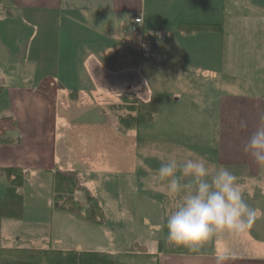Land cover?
<instances>
[{
	"label": "crops",
	"instance_id": "0c3cea01",
	"mask_svg": "<svg viewBox=\"0 0 264 264\" xmlns=\"http://www.w3.org/2000/svg\"><path fill=\"white\" fill-rule=\"evenodd\" d=\"M131 13L142 16L140 34L157 33L156 50L162 42L167 51L170 70L165 69L164 79L163 68L153 65V71H160L153 73V94L161 96L166 111L186 112L182 129L198 131L192 144L199 153L204 148L202 154L172 151L168 159L204 157L214 168H229L244 198L257 210L244 232L220 233L195 252L159 251L153 254L156 264H264V166L244 151L251 135L264 125V0H0V116H9L0 121V181L5 191L0 201L7 190L2 170L27 173L18 190L22 198L21 189L31 179L50 183L48 172L58 170L77 173L97 200V182L110 176L116 180L125 173L126 162L132 166L127 172L134 173L136 144L133 155L127 153L129 132L119 136L116 119L111 122L106 107L126 94L148 102L146 85L137 73L114 71V62L130 58L122 48L136 40L124 44L128 34L121 33ZM183 23L221 25L222 33L181 37L177 27ZM182 54L181 62L200 68L198 81L178 73L174 63ZM194 57L197 62H188ZM163 82L171 86L156 95ZM207 85L213 92L207 94ZM68 102L79 107L80 115L63 119L59 111L68 108ZM88 114L93 117L85 122ZM240 120L247 122L246 129L239 127ZM50 199L49 187L51 219L69 222L77 230L86 226L84 233H94L96 226L53 211ZM98 202L105 226L116 216L117 206L114 200ZM1 228L4 251L8 236ZM53 229L40 244L50 250H75L72 230Z\"/></svg>",
	"mask_w": 264,
	"mask_h": 264
},
{
	"label": "rangeland",
	"instance_id": "374dc122",
	"mask_svg": "<svg viewBox=\"0 0 264 264\" xmlns=\"http://www.w3.org/2000/svg\"><path fill=\"white\" fill-rule=\"evenodd\" d=\"M126 32L127 30H124L121 33L125 34ZM124 34L122 39L125 37ZM159 37L153 31L146 32L144 35L139 34L134 38L136 40L133 41V46L121 47V52L129 54L130 58L125 62H114L118 66L117 70L114 71L137 73L143 79L149 94L148 107L152 111L154 110L157 115L154 125L153 122L142 125L126 135L127 153L130 150L131 155L135 153L137 155L134 173L127 172L132 166L126 162L124 165L125 173L116 180L110 176L97 182L100 189L97 194L100 202L104 204L106 201L114 200V205L117 206L116 216H113L105 226L94 227L92 234L84 233L86 226L77 230L69 222L54 221L50 217L52 211H50L47 201L50 183L47 179L33 178L21 189L23 192L22 218L2 221L1 229L8 236V239L3 246L6 247V250H0V263L18 260L21 252L19 249H47V244H40L39 239L48 236L50 230L54 231L53 228L57 226L72 230V247L75 249L73 251H111L119 264H156L154 255L158 254L159 251H163L164 254L170 248L174 253L189 251L187 248L176 246L168 240L165 220L167 215L174 210L177 201L166 195L164 186L155 177L161 163L167 162L172 151H174L173 154H179L190 149L196 154H202L204 148L202 146L200 149L202 153H199L198 147H194L192 144L197 143L198 131L189 132L182 129L184 128L182 121L185 117L187 118L186 112H182L183 109L166 111L161 104V96L156 97L153 94V85H157L153 84V73L160 72L156 70V67L161 66L163 68L161 78L166 74L165 69L170 70V65L167 62V51L162 42H160L159 49H153V46L156 45L154 41L155 39L159 41ZM178 58L177 63H174L178 68H176L178 73L185 79L190 78V81H198L200 68L198 69V66L193 63L181 62L184 58L183 54ZM188 62H197V57ZM153 65H156L154 71ZM165 82L159 84L160 87L156 95L165 92V86H171V82ZM196 85L197 83L194 84V86ZM207 89V94L213 92L212 86L207 85ZM153 96H155L154 100ZM143 100L141 102L146 103ZM111 102L115 105L121 103L117 100ZM112 105L114 104L109 106ZM109 106L107 104V109ZM78 108L68 102V108L66 106L61 107L59 114L63 119H69L80 115ZM108 113L111 122L113 119L115 121L116 117L113 111L108 110ZM92 117V114H88L84 121H90ZM197 121L198 119H195V122ZM113 131L114 127L111 128L110 132ZM119 136L124 137L121 133ZM135 144L136 150L132 154ZM184 145L188 147H183ZM79 180L80 185L85 188L81 178ZM4 195L5 191L0 181V199ZM77 196L82 197L84 195L81 192ZM69 226L72 228L68 229ZM16 237L20 241L18 244L15 242Z\"/></svg>",
	"mask_w": 264,
	"mask_h": 264
},
{
	"label": "clouds",
	"instance_id": "9594fccd",
	"mask_svg": "<svg viewBox=\"0 0 264 264\" xmlns=\"http://www.w3.org/2000/svg\"><path fill=\"white\" fill-rule=\"evenodd\" d=\"M239 127L246 129L247 122L240 120ZM244 151L264 166V125L251 135ZM155 178L177 201L165 220L168 240L176 246L198 251L220 233L244 232L256 217L237 175L227 167L214 168L204 157L170 158L161 163Z\"/></svg>",
	"mask_w": 264,
	"mask_h": 264
},
{
	"label": "trees",
	"instance_id": "16d2710c",
	"mask_svg": "<svg viewBox=\"0 0 264 264\" xmlns=\"http://www.w3.org/2000/svg\"><path fill=\"white\" fill-rule=\"evenodd\" d=\"M177 33L181 37H193L204 33H222L221 25L179 24ZM75 93L73 92V95ZM121 103L108 107L116 117L117 130L121 134L155 121L156 114L137 97L126 94ZM7 178L6 197L0 201V225L3 219H21L23 198L18 190L25 184L27 173L18 169L2 170ZM51 209L77 218L92 226H103L106 219L98 200L80 185L75 172L50 171ZM84 196H77L79 193ZM1 227V226H0ZM0 264H119L115 255L104 252L56 251L50 249L21 250L16 261Z\"/></svg>",
	"mask_w": 264,
	"mask_h": 264
},
{
	"label": "built area",
	"instance_id": "2783aa9c",
	"mask_svg": "<svg viewBox=\"0 0 264 264\" xmlns=\"http://www.w3.org/2000/svg\"><path fill=\"white\" fill-rule=\"evenodd\" d=\"M143 26V19L141 15L131 13L129 15V23L127 26L128 37L124 41V44H130L133 38L137 37L141 31ZM9 119L8 115L0 116V121Z\"/></svg>",
	"mask_w": 264,
	"mask_h": 264
},
{
	"label": "water",
	"instance_id": "95a60500",
	"mask_svg": "<svg viewBox=\"0 0 264 264\" xmlns=\"http://www.w3.org/2000/svg\"><path fill=\"white\" fill-rule=\"evenodd\" d=\"M154 49H156V46H153Z\"/></svg>",
	"mask_w": 264,
	"mask_h": 264
}]
</instances>
